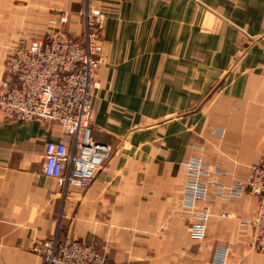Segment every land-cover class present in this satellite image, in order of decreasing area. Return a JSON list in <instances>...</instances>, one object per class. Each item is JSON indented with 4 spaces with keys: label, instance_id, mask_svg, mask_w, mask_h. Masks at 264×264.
<instances>
[{
    "label": "crops",
    "instance_id": "1",
    "mask_svg": "<svg viewBox=\"0 0 264 264\" xmlns=\"http://www.w3.org/2000/svg\"><path fill=\"white\" fill-rule=\"evenodd\" d=\"M89 1L107 16L92 140L111 155L89 187L64 191L42 173L63 127L0 117V264H44L32 248L57 232L112 264H213L225 244L228 264H264L242 224L255 197L212 189L216 240L201 243L181 206L191 157L223 171L221 184L249 179L264 157V0ZM84 2L0 0V84L8 50L45 36L50 18L71 14L79 34Z\"/></svg>",
    "mask_w": 264,
    "mask_h": 264
},
{
    "label": "built area",
    "instance_id": "2",
    "mask_svg": "<svg viewBox=\"0 0 264 264\" xmlns=\"http://www.w3.org/2000/svg\"><path fill=\"white\" fill-rule=\"evenodd\" d=\"M78 15L82 19L79 34L70 29L71 14L61 13L50 20L45 37L24 44L19 41L7 57L9 78L0 85V117L5 121L53 122L65 130L59 141L46 143L42 169L64 191L89 187L112 152L109 145L92 140L95 78L106 62L103 38L107 16L89 0ZM185 165L181 206L193 215L191 239L198 243L208 239L213 214L207 204L215 201L212 189L225 202L249 195L257 200L256 216L242 224L253 229L251 248L264 252V157L251 167L249 179L231 184L216 182V176L225 173L200 157H191ZM59 235L57 232L33 246L44 264H112L95 244L63 240ZM228 254L227 247L217 246L212 263L227 264Z\"/></svg>",
    "mask_w": 264,
    "mask_h": 264
},
{
    "label": "rangeland",
    "instance_id": "3",
    "mask_svg": "<svg viewBox=\"0 0 264 264\" xmlns=\"http://www.w3.org/2000/svg\"><path fill=\"white\" fill-rule=\"evenodd\" d=\"M55 17H52V18H50L49 20H48V24H50V20H53ZM50 30V27H48V31ZM47 31V32H48ZM46 36V35H45ZM45 36H43V37H45ZM43 37H39V38H43ZM38 38V39H39ZM19 43V42H18ZM19 44H17L15 47H17ZM15 47H12L10 50H8V54H9V52L12 50V49H14ZM7 57H8V55H7ZM7 57H6V60H5V66H4V68H5V70H7ZM7 72V71H6ZM1 85V84H0ZM222 200V199H221ZM222 201H224V200H222ZM256 215H253L252 217H250V218H248V219H251V218H253V217H255ZM245 220V219H244ZM209 223H210V221H209ZM245 226H248V225H245ZM250 227V226H249ZM208 228H209V233H208V239L211 241V240H216V230L215 229H211V227L209 226V224H208ZM251 228V230H252V236H253V229H252V227H250ZM251 236V238H250V243H249V248H250V250H252V251H255V252H257V253H259V254H261V255H263L264 254V252H259V251H256V250H254L253 248H251V240H252V237ZM221 245V244H220ZM222 246H224V247H227L228 249H229V254H228V258H227V264H228V261H229V258H230V254H231V250H230V247L228 246V245H222ZM211 258H213V255H212V257ZM212 260V259H211Z\"/></svg>",
    "mask_w": 264,
    "mask_h": 264
}]
</instances>
